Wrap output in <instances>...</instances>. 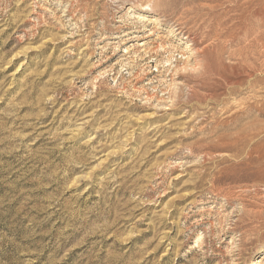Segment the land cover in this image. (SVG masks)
<instances>
[{"label": "rangeland", "instance_id": "1", "mask_svg": "<svg viewBox=\"0 0 264 264\" xmlns=\"http://www.w3.org/2000/svg\"><path fill=\"white\" fill-rule=\"evenodd\" d=\"M192 1L0 0V264H264V45Z\"/></svg>", "mask_w": 264, "mask_h": 264}, {"label": "bare ground", "instance_id": "2", "mask_svg": "<svg viewBox=\"0 0 264 264\" xmlns=\"http://www.w3.org/2000/svg\"><path fill=\"white\" fill-rule=\"evenodd\" d=\"M208 1H210L211 3H212V8H213V10L212 11H214V7H220V6H222L223 4H227V9H225V11L224 10H222V9H224V8H222L221 10L222 11H224L225 13L223 14V16L221 15V14H216V15H213V17H214V20H215V22L213 21V23H215V26H214V28L213 29H211V33L209 34V36L208 37H214L213 39L215 40V39H217L216 41H218V40H221V41H223V44H221V45H224L223 47H225L226 46V43H224V41H230V40H232V41H234V39L235 38H237V37H235V33L234 32H236V31H238V32H242V33H244L243 35H241L242 33H240V35L242 36V37H244V35H245V37H247V38H249L248 40H253L254 42H257V43H262L263 45H264V40L262 41V38H261V35H264V0H208ZM192 2H194V0L192 1ZM207 2V1H206ZM213 3H214V5L215 6H213ZM207 4V3H206ZM208 5H209V3H208ZM210 6V5H209ZM208 6V7H209ZM204 8V7H203ZM210 8V7H209ZM198 9H199V7H198ZM192 10V9H191ZM193 10H194V8H193ZM211 10V9H210ZM197 11V10H196ZM207 10H205V12H206ZM220 11V10H219ZM218 11V12H219ZM195 12V11H194ZM203 12H204V10H203ZM202 12V13H203ZM208 12V11H207ZM215 12V11H214ZM221 12V11H220ZM233 14H237V16H238V19H240L241 21H240V23H241V25H239L238 27H236V25H235V27H236V29H239V30H235L234 28V24L235 23H239L237 20V22H235V23H233L232 25H233V27L234 28H231L232 26L230 25L229 27H230V29L228 28V29H224L223 28V26H224V24H223V19H224V17H225V20H226V18H231L230 16H231V14L232 13ZM200 13V12H199ZM213 13V12H212ZM231 13V14H230ZM204 14V13H203ZM215 14V13H214ZM195 16H197V13H196V15ZM201 16V15H200ZM206 16H208V15H206ZM236 16V17H237ZM211 19V18H210ZM227 19V20H228ZM234 19V18H233ZM236 19V18H235ZM226 20V21H227ZM232 20V19H231ZM178 22V21H177ZM230 22V21H229ZM228 23V22H227ZM226 23V24H227ZM232 22H230L229 24H231ZM211 25H213L212 23H211ZM238 25V24H237ZM128 27V26H127ZM208 27V26H207ZM228 27V26H227ZM209 28V27H208ZM180 29V28H179ZM191 29V28H190ZM210 29V28H209ZM226 30V31H225ZM190 33V32H189ZM238 34V33H237ZM207 35V34H206ZM180 36V35H179ZM190 37V36H189ZM239 37V36H238ZM205 38V37H204ZM203 38V39H204ZM247 38H245V39H247ZM251 38V39H250ZM264 38V37H263ZM203 39H202V41H199V42H203ZM240 39V38H239ZM192 40H194L193 39V37H192ZM205 40H206V38H205ZM213 40V41H214ZM238 40V39H237ZM242 40V39H241ZM240 40V41H241ZM244 40V39H243ZM227 41V42H228ZM239 41V42H240ZM252 42V41H251ZM228 43H230V42H228ZM204 44V43H203ZM252 44V43H251ZM205 45V44H204ZM220 45V44H219ZM255 45V44H254ZM260 45V44H259ZM199 47V46H198ZM218 47H220V46H218ZM262 47V46H261ZM209 46H207V43H206V46H204L201 50H196L197 52H195V53H197V54H199L200 56V58L201 59H199L198 60V63H200L201 61H204V57L206 56V58H210L211 57V55H210V53L213 51H209ZM163 49V48H162ZM219 50H220V48H219ZM166 51V50H165ZM222 51V50H221ZM220 52V51H219ZM217 53H218V50H217ZM216 54V53H215ZM214 53H213V57H216V55H215ZM219 54V53H218ZM218 54H217V56H218ZM196 55V54H195ZM194 55V56H195ZM210 55V56H209ZM220 55V54H219ZM204 56V57H203ZM196 57V56H195ZM219 57V56H218ZM197 58H198V55H197ZM205 58V59H206ZM220 58V57H219ZM219 58H216V59H218L217 61H216V59H214L215 61H214V63H212V65L211 64H208V65H205V63L207 62L206 60V62L204 63V64H202V63H200L201 64V67L203 68V67H205L206 69H207V71L208 72H210V73H213L214 75L216 74H218V75H221V76H225V74L226 73H228V69H230V67H228V66H226L225 64H223V63H221L220 61H219ZM196 59V58H195ZM213 59V58H212ZM212 59H210L208 62H210ZM221 60V59H220ZM213 61V60H212ZM207 64V63H206ZM199 65V64H198ZM197 68V67H196ZM204 68V69H205ZM235 69V68H234ZM199 70H200V68H199ZM199 70H197V71H199ZM231 70H233V69H231ZM230 70V71H231ZM202 71V70H201ZM230 71H229V73H230ZM235 71V70H234ZM234 71H232V73H230V74H233V72ZM198 73V72H197ZM206 73V72H205ZM204 73V74H205ZM230 74H229V76H230ZM237 74V73H236ZM240 74V73H239ZM213 76V75H212ZM220 76V77H221ZM227 76V78L229 77L228 76V74L226 75ZM201 77H205V76H201ZM207 77V76H206ZM205 77V78H206ZM209 77V76H208ZM217 77V76H216ZM219 77V78H220ZM222 77V78H223ZM233 77H235V78H237L235 75L233 76ZM204 78V79H205ZM210 78L211 77H209V80H210ZM214 78V77H213ZM225 78V77H224ZM240 78V77H239ZM207 79V78H206ZM234 79V78H233ZM200 80V79H199ZM199 80L197 81V82H199ZM203 80V79H202ZM201 80V81H202ZM222 80V79H221ZM239 79L237 78V81H238ZM224 81V80H223ZM228 81H230L229 79H227V82ZM232 81V80H231ZM230 81V82H231ZM236 81V84L237 83H239L240 81H238L237 82ZM243 80H241V82H242ZM213 83H215V82H213ZM212 83V81H209V84H213ZM234 83V82H233ZM203 84V83H202ZM217 83H215L214 85H216ZM227 84H230V83H227ZM235 84V83H234ZM200 85V84H199ZM204 86H205V84H203ZM214 85H211V86H214ZM239 86V85H238ZM205 87H207V86H205ZM217 87L219 88V87H221V86H218L217 85ZM212 88V87H211ZM214 89V88H213ZM216 89L217 88H215L214 89V91H216ZM209 90H210V88H209ZM211 91H212V89H211ZM213 91V92H214ZM210 92V91H209ZM211 93V92H210ZM198 94V93H197ZM213 94H217V93H213ZM194 95H195V93H194ZM211 94H209V96H210ZM212 97H213V95H211ZM215 96V95H214ZM250 129H251V127H249ZM241 132H242V130H240ZM249 131V130H248ZM251 131H255V130H251ZM243 133V132H242ZM240 134V133H239ZM245 133H243V135H244ZM251 136H252V134L251 133H249ZM245 135H247V134H245ZM240 136V135H239ZM251 136H246V137H249L250 139H251ZM254 136H256V135H254ZM253 136V137H254ZM241 137H243V136H241ZM245 137V136H244ZM246 137H245V139H246ZM238 139H239V137H238ZM237 139V140H238ZM248 139V138H247ZM246 139V140H247ZM254 139V138H253ZM249 140V139H248ZM240 141H243L242 140V138H241V140ZM239 141V142H240ZM243 142H245V140L243 141ZM248 142V141H247ZM247 142H245V143H247ZM253 264H256V262H253Z\"/></svg>", "mask_w": 264, "mask_h": 264}]
</instances>
